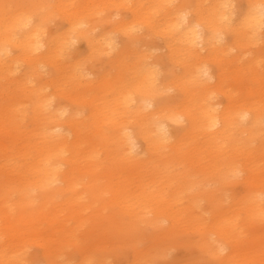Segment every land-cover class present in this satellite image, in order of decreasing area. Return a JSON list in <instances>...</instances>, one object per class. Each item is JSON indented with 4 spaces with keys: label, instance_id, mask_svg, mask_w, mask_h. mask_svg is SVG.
Returning a JSON list of instances; mask_svg holds the SVG:
<instances>
[{
    "label": "bare ground",
    "instance_id": "bare-ground-1",
    "mask_svg": "<svg viewBox=\"0 0 264 264\" xmlns=\"http://www.w3.org/2000/svg\"><path fill=\"white\" fill-rule=\"evenodd\" d=\"M175 1L0 0V264H34L30 242L46 264H105L87 227L104 218L102 236L153 231L131 264H173L177 242L264 264V0ZM111 7L127 14L106 28Z\"/></svg>",
    "mask_w": 264,
    "mask_h": 264
},
{
    "label": "rangeland",
    "instance_id": "rangeland-1",
    "mask_svg": "<svg viewBox=\"0 0 264 264\" xmlns=\"http://www.w3.org/2000/svg\"><path fill=\"white\" fill-rule=\"evenodd\" d=\"M10 1L13 4H21V3H18L20 2V0H18V2L16 0H10ZM24 1H25L24 4L26 5L30 4V0H24ZM35 1H42V0H35ZM76 1L79 2V0H76ZM179 1L180 0H176L174 3H172V6L178 4ZM47 2H49L50 4L57 5L56 4L57 0H47ZM47 2L46 0H43V3L45 5H47L46 4ZM233 2H234V9L237 11L243 5V0H233ZM13 6L17 7L16 5H13ZM38 6L42 7V4H38ZM106 10L107 12L105 13L107 16H105L104 18L106 21H103L102 23V25L106 28H111L113 25L112 22L114 20H116L122 15L127 14V10L124 7L120 8L121 11H119V13L115 9V7H111V9H106ZM128 14H129L128 16H130V13ZM62 27H65V22L63 20V16L58 12H54L53 15L49 16V18L46 20V23H45L46 34L50 35L51 33H54L55 31H57V29L59 30ZM144 39L145 38L141 36V41H139L138 46L144 49L146 52L147 51L149 52V49L147 48V46L144 45V42H145ZM116 40L120 44L122 43L121 42L122 38L119 34L116 35ZM154 43L155 44L153 48L150 49L151 54H152V56L149 58L150 60L158 59V57L161 55H164V52H165V48L162 46V42L159 39L155 38ZM71 48L73 49L72 54H77L78 57L80 58H83L88 52L87 44L85 40L83 39L76 40L75 44ZM98 57L99 56H96L94 59H91L90 61L86 62L87 63L86 70L88 72L92 71L95 74V72H97L101 67L103 66H106V68L108 67L107 61H106L107 55H102L99 58ZM166 66L167 65H165V61H163V63L160 64V67L162 69H164ZM160 76L163 77L164 72L161 73ZM174 94H175L174 91H170L168 93V95L170 96H173ZM215 100L219 102L223 100V98L219 96ZM139 144L142 147V142L140 140L138 142V145ZM214 186H215L214 183L209 184V188H214ZM234 186H235L234 187L235 190L239 191L242 189L239 184H236ZM225 190H228V187H226ZM107 219L108 218L102 219L98 225L94 223L93 221L89 222L87 227H92L95 229V232L93 234L94 236L91 240L92 245L98 250H100L101 254L105 256L104 257V260L106 261L105 264H131L133 263L134 248H139L143 250L149 248V244L152 241L151 236L153 234L152 233L153 231L146 228V231L143 232V234L134 235V236L125 234L124 236H122V234H117L114 230L109 229V231H106L102 236V232L105 230L103 228V223H105ZM109 221H110L109 223L113 224V222L110 219ZM2 222L3 221H1V223ZM159 241L161 242L162 240H159ZM176 245L177 247L172 249L171 250L172 252H170L169 255L167 256V260H169L168 262L173 261V264H185V263L187 264H210L211 263L210 261L197 263L195 260V257L199 256V253L196 249L188 248L184 242H177ZM26 252H27L29 259L33 261L34 264H46L45 256L42 254L43 250L40 245L30 242L26 246ZM65 257L69 258L70 262H74L78 256L75 258L73 256L72 250L70 249L65 255ZM155 264H158V263H155Z\"/></svg>",
    "mask_w": 264,
    "mask_h": 264
}]
</instances>
